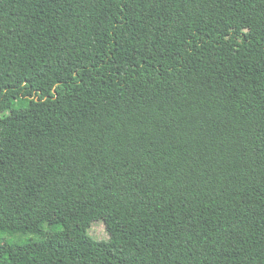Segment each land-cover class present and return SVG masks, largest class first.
<instances>
[{
	"label": "trees",
	"instance_id": "obj_1",
	"mask_svg": "<svg viewBox=\"0 0 264 264\" xmlns=\"http://www.w3.org/2000/svg\"><path fill=\"white\" fill-rule=\"evenodd\" d=\"M0 230L40 235L0 264H264V0H0Z\"/></svg>",
	"mask_w": 264,
	"mask_h": 264
},
{
	"label": "rangeland",
	"instance_id": "obj_2",
	"mask_svg": "<svg viewBox=\"0 0 264 264\" xmlns=\"http://www.w3.org/2000/svg\"><path fill=\"white\" fill-rule=\"evenodd\" d=\"M43 231L49 230L47 224H43L42 227ZM88 233L90 236L97 240H107L109 238V234L106 231L105 224L102 220H95L93 221L89 228ZM38 233H31V232H23V231H2L0 230V237L3 240L13 243H21L29 239H37L39 238Z\"/></svg>",
	"mask_w": 264,
	"mask_h": 264
}]
</instances>
